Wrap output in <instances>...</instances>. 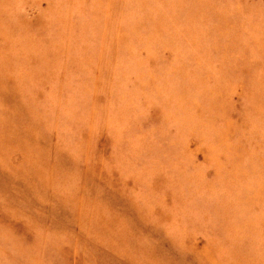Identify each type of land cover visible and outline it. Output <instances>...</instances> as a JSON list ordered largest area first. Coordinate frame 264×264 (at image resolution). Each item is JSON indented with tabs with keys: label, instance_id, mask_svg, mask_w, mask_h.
Listing matches in <instances>:
<instances>
[{
	"label": "rangeland",
	"instance_id": "obj_1",
	"mask_svg": "<svg viewBox=\"0 0 264 264\" xmlns=\"http://www.w3.org/2000/svg\"><path fill=\"white\" fill-rule=\"evenodd\" d=\"M0 264H264V0H0Z\"/></svg>",
	"mask_w": 264,
	"mask_h": 264
}]
</instances>
